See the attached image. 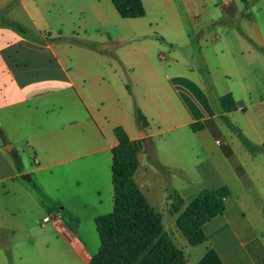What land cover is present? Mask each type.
I'll use <instances>...</instances> for the list:
<instances>
[{
	"label": "crops",
	"instance_id": "0c3cea01",
	"mask_svg": "<svg viewBox=\"0 0 264 264\" xmlns=\"http://www.w3.org/2000/svg\"><path fill=\"white\" fill-rule=\"evenodd\" d=\"M141 3L143 16L122 18L111 0H0V264H90L95 221L113 211L117 126L139 144L135 183L185 264L209 250L264 264V0ZM24 29L107 34L118 49L71 58ZM222 186L224 211L190 245L179 214ZM49 212L57 223L42 222Z\"/></svg>",
	"mask_w": 264,
	"mask_h": 264
},
{
	"label": "trees",
	"instance_id": "16d2710c",
	"mask_svg": "<svg viewBox=\"0 0 264 264\" xmlns=\"http://www.w3.org/2000/svg\"><path fill=\"white\" fill-rule=\"evenodd\" d=\"M111 1L122 18H137L145 13L141 0ZM219 102L224 111L236 109L230 93L221 96ZM134 116L139 124L147 125L145 116L138 108H135ZM200 127L201 123L191 124L193 130ZM113 131L117 139V144L111 150L113 211L95 221L100 246L90 264H185L183 252L163 231L161 215L150 207L135 183L139 144L130 140L122 127L117 126ZM244 143L249 147L248 142ZM15 164L21 171L17 156ZM154 165L160 170L163 168L157 160H154ZM32 184L37 194L45 199L38 186ZM229 194L225 186L213 190L202 189L179 214L176 225L190 245L205 241L203 225L224 211ZM167 198L171 200L170 212H178L182 205L180 197L167 189ZM198 264L221 262L209 250Z\"/></svg>",
	"mask_w": 264,
	"mask_h": 264
},
{
	"label": "rangeland",
	"instance_id": "374dc122",
	"mask_svg": "<svg viewBox=\"0 0 264 264\" xmlns=\"http://www.w3.org/2000/svg\"><path fill=\"white\" fill-rule=\"evenodd\" d=\"M235 24H239V21H232L230 28H236ZM24 30L29 36L35 38H39L40 34L44 33L45 38L53 44L57 52L69 55L71 58L85 55V53H102L103 50H108L110 54H116L118 49L116 43L107 38V34L89 33L82 29H76L73 33L69 30L61 32L55 30L44 32ZM229 35L234 39L238 38L235 31H231ZM162 53L165 54L164 51Z\"/></svg>",
	"mask_w": 264,
	"mask_h": 264
},
{
	"label": "built area",
	"instance_id": "2783aa9c",
	"mask_svg": "<svg viewBox=\"0 0 264 264\" xmlns=\"http://www.w3.org/2000/svg\"><path fill=\"white\" fill-rule=\"evenodd\" d=\"M50 221H53V222L57 223L58 222V215L53 213V212H49L42 219L43 223H47V222H50Z\"/></svg>",
	"mask_w": 264,
	"mask_h": 264
}]
</instances>
